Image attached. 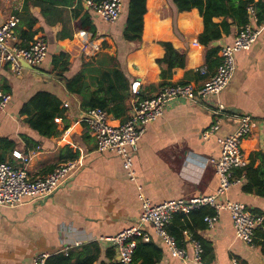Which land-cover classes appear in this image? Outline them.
Returning a JSON list of instances; mask_svg holds the SVG:
<instances>
[{
    "label": "crops",
    "instance_id": "obj_1",
    "mask_svg": "<svg viewBox=\"0 0 264 264\" xmlns=\"http://www.w3.org/2000/svg\"><path fill=\"white\" fill-rule=\"evenodd\" d=\"M23 1L0 0V22L15 10L20 11L23 20L26 17L21 13ZM122 1L121 14L114 23L103 21L87 1L84 3L86 7L79 16L84 11L90 14L93 31L75 29L74 5L62 9V14L58 13L62 21L54 24L45 21L38 6H30L28 15L37 19L33 30H37V35L47 43L46 57L38 69L23 68L19 74L8 66L0 70V87L11 95L5 111L0 113V141L14 143L11 146L0 142V158L18 164L20 161L12 153L27 154L26 168L30 177L50 172L70 160L72 155L81 162L77 172L46 200L25 202L15 207L0 206V264H28L39 253H57L65 247L96 241L101 236H113L135 225L140 209L138 186L154 204L215 194L219 181L209 160L220 156L217 137L233 132L238 116L243 113L258 122L243 141L245 154L250 159L254 152L263 151L264 25L254 44L235 54L233 76L219 94L179 101L146 124L137 146L131 150L133 180L127 175L121 156L114 150L96 149L83 121L84 111L76 98L48 73L52 53L64 50L70 55L73 62L67 76L79 70L82 58L89 60L97 54L101 57L102 53L116 56L130 75L131 83L140 82L139 97L153 95L168 83L200 85L219 63V59L214 61L215 57L205 59L207 47L197 41L203 31V21L196 8L179 12L171 0H145L146 11L138 44L123 39L128 0ZM220 20L213 18L215 22ZM62 28L66 33H72V37H59ZM238 29L233 25L228 35H222L209 46L232 43ZM80 30L88 33L85 38L79 36ZM161 42H170L186 54L185 66L174 68L172 76L165 80L160 78L161 69L157 63L164 54ZM216 56L219 58L218 52ZM201 68L206 69V75L200 72ZM39 90L54 93L66 107L64 119H55L59 130L57 136L41 137L27 125L26 116L20 111L22 104ZM130 93L131 110L136 96ZM219 105L223 111L218 129L204 138L203 132L214 123L213 112ZM111 122L120 120L111 117ZM258 164L259 160H256L255 166ZM244 181L240 176L239 182L217 201L241 202L264 219V197L243 192ZM144 229L163 249L158 264H193L172 257L152 228L144 226ZM201 235L211 242L212 264H264V252L259 244L250 247L236 238L228 210H220L214 225L203 230ZM100 247L104 250L108 246L100 243ZM186 250L190 257V242ZM103 259L102 253L100 260Z\"/></svg>",
    "mask_w": 264,
    "mask_h": 264
},
{
    "label": "built area",
    "instance_id": "obj_2",
    "mask_svg": "<svg viewBox=\"0 0 264 264\" xmlns=\"http://www.w3.org/2000/svg\"><path fill=\"white\" fill-rule=\"evenodd\" d=\"M88 4L103 21L114 23L121 14L123 1L102 0L98 4L91 2ZM248 15V22L239 27L234 41L219 47V63L216 70L212 74H208L207 79L200 85L193 82L168 83L161 86L153 95L139 97L140 82L133 81L130 85V92L136 96L134 103L127 118L118 123H112L111 116L101 108L85 110L83 121L88 133L94 139L96 149L98 151L114 150L121 156L127 175L133 180L135 176L131 150L137 146L145 131L146 124L156 120L166 108L179 101L217 95L227 86L235 70V54L249 49L256 41L264 25V20L261 23L257 22L252 7L248 8ZM18 23L19 17L16 12H12L0 22V70L8 66L11 71L17 74L24 68L21 62L38 67L44 61L47 53V43L41 35H38L28 47L19 45L20 40L16 36ZM78 34L85 38L88 33L80 30ZM200 72L205 75L207 73L205 68H201ZM10 99V93L0 87V113L5 111ZM222 111L221 105L214 110L215 121L203 132L204 138L218 129ZM257 124L258 122L251 115L243 113L238 116L237 125L233 132L217 137L220 145V156L209 160L219 181L215 194L167 200L154 204L138 186L140 209L136 224L113 236H101L96 241L99 244L103 243L108 247H113L120 262L128 264L131 262L137 240L140 239L143 242L150 240L149 233L144 229V226H149L172 257L182 261H190L193 264H212L202 261V249L197 241H190L192 254L189 257L186 247L177 245L175 238L166 229L175 213L188 214L200 206H209L214 209L215 213L204 217L207 229L214 225L220 210H228L236 238L247 246L254 247L255 229L262 226L263 216L255 214L241 202H218L217 198L223 195L233 184L239 182L240 177H235L234 171L249 163L242 144ZM262 150L264 151V139ZM12 155L20 163L0 162V206L15 207L25 202H42L72 174L77 172L81 166L80 159H72L59 164L46 174L30 177L26 168L29 160L28 155L19 151H14ZM262 228L264 229V227ZM67 250L65 247L61 251L66 253ZM48 255L47 253H39L28 264H45ZM234 264L237 263L234 262Z\"/></svg>",
    "mask_w": 264,
    "mask_h": 264
},
{
    "label": "trees",
    "instance_id": "obj_3",
    "mask_svg": "<svg viewBox=\"0 0 264 264\" xmlns=\"http://www.w3.org/2000/svg\"><path fill=\"white\" fill-rule=\"evenodd\" d=\"M98 4L102 0H24L21 13L26 14L22 20L20 11L15 10L19 17V26L16 27L17 38L20 46L28 47L37 37V30L33 26L37 19L28 15L30 6H38L45 21L50 24L61 22L62 9L72 7V18L77 19L75 29L93 31L90 14L84 10V3ZM177 11H187L196 8L202 17L203 31L198 35V43L207 47L205 59L212 57L217 62L216 54L219 47L209 46L213 41L228 35L231 27H241L248 22V8L252 7L257 22L264 20V0H171ZM90 7V6H89ZM145 0H128L127 17L122 33L124 41L140 43L145 13ZM58 13L60 15H58ZM58 15V16H57ZM21 17V18H20ZM53 18V19H52ZM213 18H221L219 22ZM59 37H72V33H66L61 29ZM164 54L157 59L160 65V78L165 80L172 76L174 68H183L186 62V54L175 49L170 42H161ZM70 55L64 50H58L50 55L51 73L57 80L63 83L65 90L76 98L79 107L85 111L89 108H101L113 119L124 121L130 110L129 99L131 97V77L126 72L116 56L102 53L89 60L82 58L79 70L71 76H67L72 67ZM165 66V67H164ZM38 67H35V69ZM63 102L52 92L46 90L36 91L21 106V113L25 115L27 125L36 131L41 137L57 136L59 130L55 122L56 118L64 119L66 107ZM5 144H13L11 141L1 140ZM75 159L72 155L71 159ZM259 164L255 166V161ZM0 158V162H3ZM235 177L243 176L242 191L254 193L264 197V152L257 151L251 154L249 163L234 171ZM253 212V211H252ZM256 212V211H254ZM215 213L209 206H200L188 214L175 213L167 225V232L173 236L177 245L186 247L191 240L197 241L202 249L201 258L204 263H213V249L211 242L206 240L201 232L207 229L205 216ZM264 221L261 227L255 229L254 244L260 245L264 252ZM104 259L100 260L101 254ZM163 256V249L150 239L148 242L137 240L132 253L131 262L128 264H158ZM115 249L107 247L101 249L97 241L82 243L68 248L64 253L59 251L48 255L45 264H124L115 259Z\"/></svg>",
    "mask_w": 264,
    "mask_h": 264
},
{
    "label": "water",
    "instance_id": "obj_4",
    "mask_svg": "<svg viewBox=\"0 0 264 264\" xmlns=\"http://www.w3.org/2000/svg\"><path fill=\"white\" fill-rule=\"evenodd\" d=\"M85 7H86V5H85ZM21 64H22V66H23L24 68H27V69H30V70H34V69H35V67H33V66H31V65H28V64H26L25 62H21ZM115 260H116L117 262H120V259H119L118 256L115 257Z\"/></svg>",
    "mask_w": 264,
    "mask_h": 264
},
{
    "label": "bare ground",
    "instance_id": "obj_5",
    "mask_svg": "<svg viewBox=\"0 0 264 264\" xmlns=\"http://www.w3.org/2000/svg\"><path fill=\"white\" fill-rule=\"evenodd\" d=\"M257 245V244H256Z\"/></svg>",
    "mask_w": 264,
    "mask_h": 264
}]
</instances>
